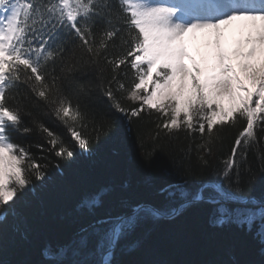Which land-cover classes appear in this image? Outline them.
I'll return each mask as SVG.
<instances>
[{"label": "snow or ice", "instance_id": "obj_1", "mask_svg": "<svg viewBox=\"0 0 264 264\" xmlns=\"http://www.w3.org/2000/svg\"><path fill=\"white\" fill-rule=\"evenodd\" d=\"M22 87L60 121L75 147L39 119L24 123L32 112ZM97 89L129 122L155 112L156 127L168 134L198 133L197 148L207 154L220 129L242 123L218 173L227 184L207 182L194 193L183 183L161 189L181 203L168 209L137 203L100 217L74 240L46 245L44 264H114L121 240L144 219L196 203L213 206L216 224L258 226L264 240V200L242 185V170L252 171L249 150L264 145L258 135L264 133V0H0V221L15 214L34 181L46 178L49 163L41 161L48 157L32 147L67 162L112 130L113 121L96 107ZM90 124L94 136L83 132ZM34 130L47 149L12 138ZM256 154L264 172V150ZM199 159L208 163L204 154ZM104 195L84 207L95 212Z\"/></svg>", "mask_w": 264, "mask_h": 264}, {"label": "trees", "instance_id": "obj_2", "mask_svg": "<svg viewBox=\"0 0 264 264\" xmlns=\"http://www.w3.org/2000/svg\"><path fill=\"white\" fill-rule=\"evenodd\" d=\"M130 77L131 71L126 84ZM21 92L27 93L26 103L32 112L31 116L24 115V123L32 126L33 118L39 119L75 147L60 121L45 115L43 102L26 88L22 87ZM93 98L96 107L113 121L112 130L93 143L90 150L76 149L75 157L67 162L32 147L34 154L48 157L41 163H49V168L44 181H34L21 194L15 214L0 221V264H44L41 250L46 245L66 244L96 219L119 214L127 205L141 203L161 209L178 206V196L170 197L161 191L169 186L183 183L194 193L207 182L227 184L218 173L223 170L222 160L230 154L242 123L220 129V139L207 154L197 148L201 143L198 133L168 134L156 127L155 112L142 113L129 122L110 108L98 89ZM83 132L95 135L91 124ZM12 138L21 144H44L48 148L42 134L35 130L29 135L13 132ZM260 150L264 145L249 150L246 163L252 171L242 170V185L250 189L251 196L264 200V172L256 154ZM200 154L208 161L206 165L200 161ZM102 190L105 195L101 207L95 212L84 207V202ZM257 227L249 231L236 223L216 224L213 206L196 203L174 216L144 219L121 240L114 264H264V240L257 236Z\"/></svg>", "mask_w": 264, "mask_h": 264}, {"label": "water", "instance_id": "obj_3", "mask_svg": "<svg viewBox=\"0 0 264 264\" xmlns=\"http://www.w3.org/2000/svg\"><path fill=\"white\" fill-rule=\"evenodd\" d=\"M258 199V198H257ZM259 200V199H258ZM177 213H172V214H164L163 216H174Z\"/></svg>", "mask_w": 264, "mask_h": 264}]
</instances>
